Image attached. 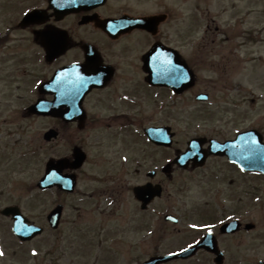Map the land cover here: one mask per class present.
Here are the masks:
<instances>
[{"label":"flooded vegetation","instance_id":"flooded-vegetation-1","mask_svg":"<svg viewBox=\"0 0 264 264\" xmlns=\"http://www.w3.org/2000/svg\"><path fill=\"white\" fill-rule=\"evenodd\" d=\"M120 2L121 0H110L112 4L121 5ZM115 7H112L114 13L117 12ZM123 9L125 8H121L117 15L138 14L135 8L124 11ZM193 9H196V6H193ZM85 15L88 14L85 12L70 14L56 23L66 22L67 26L73 27L71 22L74 21L77 24ZM50 20L54 21L53 18ZM86 26L94 29L91 24ZM155 27L154 23H151L148 25V30L134 29L126 33V38L132 33H138L133 40H128L126 43L120 41L122 36L117 32L96 30L93 35L97 37H91V32L82 29L76 35L69 34V47L51 63L62 59L67 60L55 65L52 70L44 69L40 77L48 78L57 67L77 62L83 67L84 74L78 75L76 83L80 85L83 78H88L92 81V87L81 100L80 108L83 111L77 114V118L83 119L82 124L78 121L64 123L59 118L46 117L51 124L49 127L58 128L59 132L57 137L48 143L57 140L65 143L64 146L69 154L58 153L57 157L66 156L70 160L74 146L81 147L87 153L89 144L94 147L121 150L116 154L115 159L113 155L107 157L103 152H98L97 156L107 164L108 169L103 170L102 175L82 177L83 167L88 163L89 158L86 154L83 166L75 172L77 183L83 178L97 185L90 192H84L80 191V187H83L78 183V188L74 192L81 197L87 196V199H94L90 206H83L77 209L78 211H108L107 214L112 211H128L133 217L132 222L137 224L140 232H149L148 236L154 240L156 247L165 246L166 241L170 242L168 245H171L176 242L174 238L177 237H182L181 245L189 247L199 242L206 232H212L224 254V262L233 258L231 260L238 264L248 262L255 264L257 259L254 260V249L257 247V236L248 234L256 230L257 224L249 216L255 212L254 207L258 204V196L261 193L259 183H264V173L252 170L250 164L246 167L243 165L245 166L244 160L249 163L258 156L264 158V145L258 144L256 139L246 138L244 142L240 140L235 144L236 160L232 162L227 155L208 154V140L213 137L224 142L235 138L242 130H256L264 141V127H258L256 123L243 129L238 120L231 127V122L238 113H235L232 119L218 117V126L208 131L205 138L208 142L204 140L201 145L207 154L203 164L197 166L195 162L190 161L185 168L179 167L175 158L181 152L180 149L186 148L188 140H185L184 147H179L176 139L177 131L172 121H176L182 109L187 111H181L184 115L192 112L189 102L193 100L194 87H189L176 95L167 86L147 81V66L142 63V53H135V50L138 45H144L147 37L148 42L152 40L151 44L161 41L159 31ZM182 35L183 40L190 39L189 33ZM14 36L16 37V34ZM28 36L24 40L28 42L31 49L33 29H30ZM7 38L6 35L4 39ZM181 40L182 38L179 40V49L183 46ZM85 44L95 48L98 53L95 51V54H92L90 48L84 47ZM211 44H215V40H212ZM185 45H188V41ZM18 49L21 50L18 48L17 38L14 41H6L3 49L0 48V102L3 99H8L6 100L8 102L15 99L30 100V102L33 100L34 69L33 57H30L32 50L19 52ZM221 50L223 47L217 48V46L210 49L198 48L185 58L192 70L194 66H198V61H202L203 70L211 72L204 80L205 93L209 98L207 114L211 112L210 102L215 97L218 98L219 103H222L220 108L226 113L240 112L243 98H245L242 95L241 81L230 79L231 72L234 70L225 62L226 59ZM47 64L52 65L50 62ZM217 88L220 95L213 93V89ZM43 97L52 98L49 94H43ZM250 99L253 104L255 99ZM252 110H255L254 104ZM25 116L28 117V114ZM162 117L167 119L165 124L169 126L165 134L169 139L168 147L147 140L145 135L147 126L163 125ZM29 118L31 119L32 116ZM147 122L149 124H146ZM87 130H90L91 134L80 135ZM130 135L133 136L132 140ZM85 137L89 138V143L86 142ZM130 145L135 150L132 154L129 153ZM146 146L149 150L145 148ZM259 148L262 149L260 154H258ZM124 153L127 156L119 159ZM147 163L149 167L145 169ZM92 165L99 167L100 163L95 160L92 161ZM64 172L71 171L67 169ZM181 175H187L188 178L185 186L187 196L181 202L182 207L186 208V216L180 214L176 202V195L183 188L182 185L178 188L177 184V179ZM148 184L160 185L162 192L159 196H154L147 203L145 202L143 206V200L137 199L134 188ZM183 221L186 222L187 230L179 228ZM231 221L237 222V228L222 232L221 226ZM185 231L186 233L183 234ZM153 236H156L155 239ZM232 247L233 251H230ZM243 252L244 255H242ZM201 255L214 258L213 254L200 249L189 260L198 259ZM144 259H140L139 262Z\"/></svg>","mask_w":264,"mask_h":264},{"label":"rangeland","instance_id":"rangeland-1","mask_svg":"<svg viewBox=\"0 0 264 264\" xmlns=\"http://www.w3.org/2000/svg\"><path fill=\"white\" fill-rule=\"evenodd\" d=\"M27 2L30 1L22 0L21 2V0H14V3H16L15 5H17L16 10H10V15H21L24 9L23 5H28ZM3 3L4 0H0L1 6ZM192 3L193 0H166V3H155L153 6H150L149 9H151V12H154L160 11L166 7L168 11H170L169 9L177 10L178 12L174 14V16H180L181 12L183 14L190 12ZM198 4L200 5V7H197L198 12H200L198 14H202L203 11L204 16L202 15L196 19V23H193L191 29L186 19L182 21L178 19V21L175 22L170 21L163 25L161 29V36L163 38H166L165 33L170 34L171 37L173 32L180 33L192 30V32L189 33L191 36L190 39L192 38L190 42L193 43V46L184 49V53H192V50L195 48H212V36H217L219 41H221L223 40V31L231 36L232 34L237 35V31L250 32L255 30L264 37V13H261V9L264 8V0H203L201 3L198 2ZM232 4L237 5L236 13L235 8L231 9ZM136 7L140 8V11H143V8H145V6L139 4L136 5ZM253 8L255 12H253ZM237 16L240 17V22H238V24V20L236 21V19H234V17ZM207 25L209 27L206 33L207 37H203V32ZM216 26L219 27L220 31H215ZM243 37L242 35V38L240 37L235 40L239 41V43L244 42ZM228 44H230L229 41L226 42L225 48L221 50V53H223L226 59L225 62L231 65V69L237 70L230 78L241 79L242 87L246 91L245 94L242 93V95L246 96L244 101L247 102L242 105L240 112L226 113L220 108L222 103L217 101L212 105L211 109L214 110L211 112H215L217 117L219 116L224 119H232L234 114L238 113V116L231 122V127L233 124H236L237 120L241 127L255 125L256 123L260 127H264V42L253 44L248 41L246 44H242L236 52H234L232 46H227ZM235 63L239 65V69L235 67ZM202 66V61H198V66H194L198 80L196 90L200 91L205 89L203 80L211 73L202 70ZM39 69H42V67L40 66ZM246 87L253 91L251 95ZM213 91V93L220 95L218 88L213 89ZM253 96H256V100L253 103L255 110H252L253 104L249 101ZM189 103L191 109H193V113L183 118V115L180 114L181 111H187L182 109L179 111L176 121L173 122L174 128L177 130L178 134V143H182V141L186 140L193 132L202 129L206 120L203 118V111L207 104L197 103L195 100H190ZM24 104L25 101L13 102L11 104L12 112L8 111L7 105H0V208L5 205L17 204L22 209L23 213L30 219L43 225L45 231L32 241L21 244L14 240L9 229V222L4 217L0 216V250L3 253V255L0 256V264H70V262L74 261L73 259L79 255L80 257H84L80 260V264H85L88 259L96 257L95 255L104 258H108L111 255L112 257L109 259V264H138L140 259L147 257L155 251H159L160 253L166 252L182 244L180 242L182 237H177L174 238L176 242H173L171 245H168L170 242L166 241L165 246L156 247L154 240L149 238V233L140 232L137 228V224L132 222V215L127 211H113L109 215H105L104 218L107 220L104 222V227L99 234L95 235L97 227L102 220L101 217L103 215L100 213L101 211L87 212L83 218L77 221L74 217L75 211H73L71 207L73 203H76L74 199H71L73 200L71 204L68 203L70 207H67V211L64 213V219L59 229L56 231L49 230L45 222V215L52 207L53 201L57 198V195L51 193L52 191H38L35 183L43 173L45 161L50 156L54 155V152H58L59 149L62 148L59 151L61 153L67 150L64 146L65 143H60L59 140L45 143L42 138V133L45 129H48L51 124L38 116H33L32 119H26L23 116L22 110H20V105ZM217 107L219 108L217 109ZM87 134H90L89 130L80 135L84 136ZM88 150L90 156H95V151H97L95 148H91L90 146ZM94 159H97V157ZM98 161H100V159ZM99 163L102 167H100V165L98 167L88 164L85 169L87 172L85 176L102 175V171L106 170L108 166L103 162ZM187 181V175H181L177 179L178 188L179 186L181 187V185L183 188L178 192V195H176V202L178 211L183 216L187 214L186 208L181 205V202L184 201L187 196V191L185 189ZM94 185L95 184H92L91 187ZM263 188L264 183H259V189H261V193H259L260 200L256 206L254 205L255 212L249 216V218L257 224L256 230L248 234L257 236V247L254 249V260L257 258H264ZM88 213H91L92 216L89 217ZM79 225L82 226L81 228L84 230L83 233H85L86 237H78L76 229ZM179 228L187 230L186 222L183 221ZM185 233L186 231L183 234ZM155 237L156 236H153L154 239ZM99 238H102L104 241L103 244L98 246L95 242L98 241ZM76 241L81 245L78 249H74L70 246L71 242L76 243ZM230 251H233V247ZM33 253H35V255ZM242 255H244V252ZM231 256H233V254ZM251 257H253V254H251ZM231 259L233 258H229L224 264H238ZM97 264H105L104 259H98ZM168 264L214 263L209 256L201 255L194 261L177 260ZM246 264H249V262Z\"/></svg>","mask_w":264,"mask_h":264},{"label":"water","instance_id":"water-1","mask_svg":"<svg viewBox=\"0 0 264 264\" xmlns=\"http://www.w3.org/2000/svg\"><path fill=\"white\" fill-rule=\"evenodd\" d=\"M33 110H34V107H33ZM5 211H14V212H16L17 208H15V210H12V208L11 209H6ZM16 213L18 214V211ZM26 229L27 228H25L23 225H21V227L19 228V232L23 235V231H25ZM207 246H209V247H207L208 249H210L212 251H215L218 255H220L219 252L216 249L215 244L214 245H207ZM188 254H189V251H184V252L179 253L177 255H168V256H163V257L162 256L161 257H156V258H152L151 260H149L145 264H158L159 262L167 261V260H169L172 257H176V256H184L185 257ZM216 262H217V264H220V260H218V258L216 259Z\"/></svg>","mask_w":264,"mask_h":264},{"label":"snow or ice","instance_id":"snow-or-ice-1","mask_svg":"<svg viewBox=\"0 0 264 264\" xmlns=\"http://www.w3.org/2000/svg\"><path fill=\"white\" fill-rule=\"evenodd\" d=\"M55 175V173H53V176ZM34 255H35V253H33ZM0 255H3V253L2 252H0Z\"/></svg>","mask_w":264,"mask_h":264}]
</instances>
